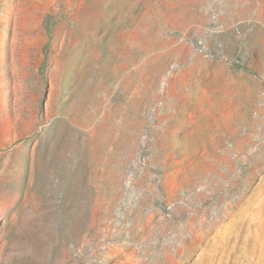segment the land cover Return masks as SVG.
I'll list each match as a JSON object with an SVG mask.
<instances>
[{"label": "rangeland", "instance_id": "374dc122", "mask_svg": "<svg viewBox=\"0 0 264 264\" xmlns=\"http://www.w3.org/2000/svg\"><path fill=\"white\" fill-rule=\"evenodd\" d=\"M0 264H264V0H0Z\"/></svg>", "mask_w": 264, "mask_h": 264}, {"label": "trees", "instance_id": "16d2710c", "mask_svg": "<svg viewBox=\"0 0 264 264\" xmlns=\"http://www.w3.org/2000/svg\"><path fill=\"white\" fill-rule=\"evenodd\" d=\"M45 25L47 27V30L49 32V34L52 33V28L55 24H51V18L50 17H47L46 20H45Z\"/></svg>", "mask_w": 264, "mask_h": 264}]
</instances>
